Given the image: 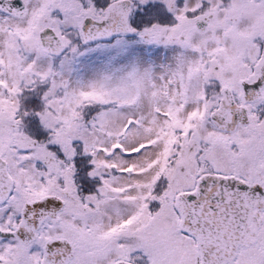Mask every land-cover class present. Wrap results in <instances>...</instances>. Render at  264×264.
I'll use <instances>...</instances> for the list:
<instances>
[{"label": "snow or ice", "instance_id": "6c2138e0", "mask_svg": "<svg viewBox=\"0 0 264 264\" xmlns=\"http://www.w3.org/2000/svg\"><path fill=\"white\" fill-rule=\"evenodd\" d=\"M0 264H264V0H0Z\"/></svg>", "mask_w": 264, "mask_h": 264}]
</instances>
